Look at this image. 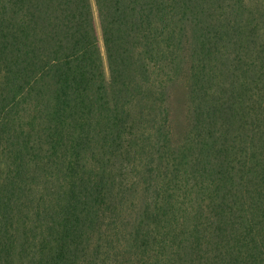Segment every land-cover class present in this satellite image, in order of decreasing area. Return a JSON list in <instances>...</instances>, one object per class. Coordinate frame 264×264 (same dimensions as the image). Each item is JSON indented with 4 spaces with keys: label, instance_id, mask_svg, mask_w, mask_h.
Here are the masks:
<instances>
[{
    "label": "trees",
    "instance_id": "obj_1",
    "mask_svg": "<svg viewBox=\"0 0 264 264\" xmlns=\"http://www.w3.org/2000/svg\"><path fill=\"white\" fill-rule=\"evenodd\" d=\"M0 264H264V0H0Z\"/></svg>",
    "mask_w": 264,
    "mask_h": 264
},
{
    "label": "rangeland",
    "instance_id": "obj_2",
    "mask_svg": "<svg viewBox=\"0 0 264 264\" xmlns=\"http://www.w3.org/2000/svg\"><path fill=\"white\" fill-rule=\"evenodd\" d=\"M94 16H95V24H96V29H97V34L101 40V29H100V24H99V18H98V13L97 10L94 11Z\"/></svg>",
    "mask_w": 264,
    "mask_h": 264
}]
</instances>
